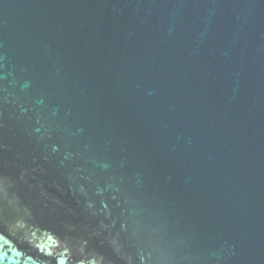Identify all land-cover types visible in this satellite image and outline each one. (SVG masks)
I'll return each instance as SVG.
<instances>
[{"label":"water","instance_id":"1","mask_svg":"<svg viewBox=\"0 0 264 264\" xmlns=\"http://www.w3.org/2000/svg\"><path fill=\"white\" fill-rule=\"evenodd\" d=\"M0 50L31 81L21 103L43 97L61 109L53 127L83 129L69 146L111 162L172 264H264L262 0H0ZM33 127L0 104V171L41 164L20 191L61 201L37 204L42 223H88Z\"/></svg>","mask_w":264,"mask_h":264},{"label":"clouds","instance_id":"2","mask_svg":"<svg viewBox=\"0 0 264 264\" xmlns=\"http://www.w3.org/2000/svg\"><path fill=\"white\" fill-rule=\"evenodd\" d=\"M30 87V80L18 79L14 70L6 67V56L0 50V104L15 106L17 119L27 117L34 121L32 134L44 148L42 160L56 161L88 223L64 221L63 233L42 223L37 204L54 208L61 201L43 188L36 200L26 199L20 191L22 185L26 193L37 188L33 183L37 180L35 173L45 171L41 164L31 170L21 169L18 175L0 171V224H6L8 232H0V264H172V254L160 246V227L147 226L141 208L127 190L124 178L112 171L111 162L97 160L87 145L75 151L69 146L83 129L53 127L51 122L63 119L61 109H49L43 97L30 106L21 103L20 93H26ZM56 136L68 143L55 142ZM85 151L89 153L86 158ZM81 158L84 163L77 164ZM100 174L105 176L103 182L96 179ZM13 237L27 242L46 259L28 254L16 245ZM94 240L102 245L106 242L110 254L92 246Z\"/></svg>","mask_w":264,"mask_h":264}]
</instances>
